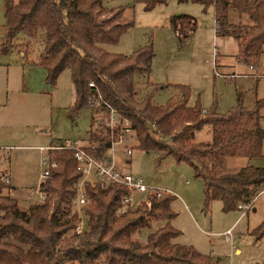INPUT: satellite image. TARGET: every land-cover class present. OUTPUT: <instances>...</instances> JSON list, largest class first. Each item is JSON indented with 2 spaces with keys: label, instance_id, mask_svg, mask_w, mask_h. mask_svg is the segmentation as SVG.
Here are the masks:
<instances>
[{
  "label": "trees",
  "instance_id": "trees-1",
  "mask_svg": "<svg viewBox=\"0 0 264 264\" xmlns=\"http://www.w3.org/2000/svg\"><path fill=\"white\" fill-rule=\"evenodd\" d=\"M132 1L150 10L170 0ZM175 1L212 6L214 24L219 25L216 34L233 37L239 61L252 67L258 64L264 53V0ZM4 2L0 47L21 33L26 39L20 45L27 56L31 39H35L41 49L33 63L42 67L45 83L51 87L62 71L69 70L74 95L69 107L71 121L83 110H93L89 139L83 145L88 152L101 156L111 141L108 111L98 103V91L118 114L114 134L123 128L124 119L137 148L171 156L192 167L203 184L205 208L219 200L222 211L237 210L264 187V166L225 168L228 156H261L264 128L259 124L258 110L264 98L247 110L239 96L235 106L220 114L215 106L207 110L198 102L189 106V87L175 85L178 95L157 104L153 92L141 94L135 81V75L150 74L152 46L139 47L127 55L109 53L100 46L117 42L132 25V21L122 19V6H109L102 0ZM230 8L246 14L251 23H231ZM205 125L211 126V140L195 141V132ZM49 155L56 167L38 185L43 198L26 209L10 194L2 193L9 185L0 178V264H222L220 258L175 241L180 231L169 222L174 217L170 193H143L139 203L121 212L128 195L125 187L86 181V200L79 205L76 184L80 172L73 152L54 148ZM153 223H157L155 228L140 240L142 231L151 229ZM79 224L82 230L76 232ZM250 234L255 240L264 237V221Z\"/></svg>",
  "mask_w": 264,
  "mask_h": 264
},
{
  "label": "rangeland",
  "instance_id": "rangeland-1",
  "mask_svg": "<svg viewBox=\"0 0 264 264\" xmlns=\"http://www.w3.org/2000/svg\"><path fill=\"white\" fill-rule=\"evenodd\" d=\"M102 2L122 6V19L132 21L117 42L100 44L105 51L127 55L139 47L152 46L150 74L135 75V81L141 94L153 92L155 103L163 105L169 98L176 97L175 85L189 87V106L196 102L205 110L215 106L220 114L235 106L239 96L247 110L254 108L257 98H264V53L258 62L261 69L257 75L262 76L257 81L252 76L256 74L255 66L251 69L239 62L233 37L216 34L212 6L170 0L146 10L143 3L132 0ZM4 6V0H0V44ZM229 21L235 25L251 23L246 14L232 8ZM25 39L19 33L0 47V178L9 179V188L2 193L10 194L22 209L41 199L39 147L59 141L86 145L94 121L91 108L71 121L67 109L74 95L69 70L59 74L54 87L47 85L44 70L33 63L41 45L31 39L27 57L19 54L20 44ZM222 54L229 57L235 68L220 66ZM232 71L239 75L227 74L229 79L222 75ZM3 100L7 101L5 106ZM258 114L264 128V105ZM211 136V126L205 125L195 132L194 140L207 142ZM262 144L261 156L250 158L244 165L264 166V139ZM128 147L132 150L130 154L126 152ZM113 155L117 169L140 176L148 187L173 196L170 208L174 217L169 222L180 231L176 242L191 245L214 259L220 258L222 264H264V237L255 240L250 234L251 229L264 221V194L257 197L254 209L244 215L240 209L222 211L219 200H213L205 208L202 181L195 177L188 163L137 148L133 132L114 147ZM236 167L230 160L225 166L227 170ZM142 194L135 193L132 205ZM152 225L151 229L142 231L140 240L144 241L157 223ZM228 229H231V237L225 240L223 233Z\"/></svg>",
  "mask_w": 264,
  "mask_h": 264
},
{
  "label": "built area",
  "instance_id": "built-area-1",
  "mask_svg": "<svg viewBox=\"0 0 264 264\" xmlns=\"http://www.w3.org/2000/svg\"><path fill=\"white\" fill-rule=\"evenodd\" d=\"M214 27L215 31H219L218 24H214ZM250 68L253 67L250 66ZM233 76L235 75L232 74L231 77ZM225 77L229 79L230 76L226 75ZM89 85L92 86L93 84L90 83ZM96 97L98 103H103L108 111L107 124L111 130V141L109 148L106 149L101 156H96L84 149V146L77 141H64L63 145H57L56 143L47 147H39L40 181L42 179L49 178L51 170L56 167V162L50 157L49 151L54 148L69 149L73 152V157L76 161V170L80 172V178L76 184L78 204L82 205L85 203L86 198L83 192V185L86 181L99 182L101 185H121L128 190V195L124 198V204L121 207V212H123L127 207L133 206L132 201L135 197V193L156 192L159 195L166 191L148 187L140 176L133 175L128 172H122L117 169L113 155L114 147L120 143L123 137L127 136V134L131 133L132 131L128 128V122L123 119V128L114 134L113 128L118 122V114L114 108L102 100V97L98 91ZM99 123L101 124L102 122L100 121ZM126 152L130 154L132 152L131 148H126ZM5 182L9 183L8 177H5ZM261 193H264V188L261 189L250 202L239 205V209L242 210V215L246 214V212L252 208L255 198ZM42 198L43 194L41 193V199ZM139 201L140 200H138L137 203H139ZM81 230L82 224L77 225L75 231L80 232ZM223 236L225 240H229L231 237V229L226 230L223 233Z\"/></svg>",
  "mask_w": 264,
  "mask_h": 264
},
{
  "label": "crops",
  "instance_id": "crops-1",
  "mask_svg": "<svg viewBox=\"0 0 264 264\" xmlns=\"http://www.w3.org/2000/svg\"><path fill=\"white\" fill-rule=\"evenodd\" d=\"M4 4H5V2H4ZM4 9H5V6H4ZM240 24H242V23H240ZM19 54L23 57V58H25V57H27L26 56V52L24 51V48L21 46L20 48H19ZM239 62H241V61H239ZM242 63V62H241ZM220 66L223 68V69H229V68H235V66L229 61V57L227 56V55H223L222 54V56H221V63H220ZM250 67V66H249ZM251 69H253V68H251ZM260 63H258L256 66H255V73L256 74H254V75H252L255 79H257V81H258V78L259 77H261L262 75L260 74L259 76L257 75V73L259 74V71H260ZM227 74H236V72L235 71H232V72H227V73H224V74H222V75H227ZM236 75H239V73H237ZM264 75V74H263ZM258 99V98H257ZM256 99V100H257ZM3 105L5 106L6 104H7V101L6 100H3ZM255 103H256V101H255ZM70 107V106H69ZM67 113H68V115H69V108L67 109ZM260 118H261V116L259 115V120H260ZM260 124V123H259ZM261 126V125H260ZM264 139V138H263ZM262 143H263V140H262ZM263 145V144H262ZM262 145H261V152H262ZM43 147V146H42ZM47 147V146H46ZM259 157V156H258ZM253 158H257V157H253ZM230 160V162H232V163H234V165H236L237 167L236 168H238V167H241V166H245L243 163H247L248 161H249V159L246 157V156H228V157H226V161H225V166H226V164H227V162ZM254 166H260V165H254ZM120 171H122V170H120ZM123 172V171H122ZM264 188V187H263ZM262 188V189H263ZM10 192V191H9ZM261 194H264V193H261ZM261 194H259V195H261ZM258 195V196H259ZM257 196V197H258ZM257 197L255 198V200H254V202H253V206H252V208L251 209H254V204H255V201H256V199H257ZM235 252H238V249H236L235 250Z\"/></svg>",
  "mask_w": 264,
  "mask_h": 264
}]
</instances>
